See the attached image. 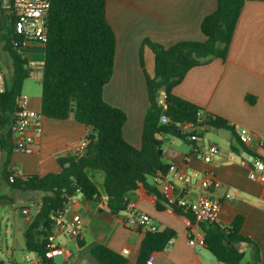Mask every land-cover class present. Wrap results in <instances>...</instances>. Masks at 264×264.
<instances>
[{
    "label": "crops",
    "instance_id": "1",
    "mask_svg": "<svg viewBox=\"0 0 264 264\" xmlns=\"http://www.w3.org/2000/svg\"><path fill=\"white\" fill-rule=\"evenodd\" d=\"M216 7L217 0H106V19L114 32L116 47L112 76L104 85L102 95L107 104L125 112L122 134L132 146L139 148L141 145L143 120L149 105L146 75L154 76V54L149 45L143 44L144 40L166 48L181 41H203L201 21ZM5 9L11 12L10 0H0V20L4 19ZM29 48H32L30 59L33 60L36 49L34 45ZM0 53L5 54V63L0 61V64L10 76L11 61L5 52ZM26 58L30 68L33 67L34 61L29 60L27 54ZM172 93L197 105L206 115L227 120L235 131H249L251 143L244 146L264 159V0L244 1L226 59H214L206 65L191 68ZM28 100L29 107L40 112L41 91L38 96L28 97ZM40 125L41 133L35 137L33 153L13 151L7 164L6 151L0 148V193L6 195L8 187L2 183L4 168L22 176L57 173L59 166L56 159L72 153L74 145L85 140L90 131L72 117L56 120L42 116ZM191 131L192 128L187 127L182 132ZM204 132H214L229 143L228 148L222 150L215 142L208 141V145H215L218 149L217 156L208 163L197 153V149L204 144ZM195 134L198 135L197 141H191L189 134L180 139L164 137L169 138V141L163 142L164 161L187 176L186 181L180 183L170 172L166 180L190 200H196L201 195L218 198L221 204L215 224L221 229L241 216L243 224L240 232L258 246L259 261L256 264H264V183L250 178V165L241 161L245 152L235 144L231 131L203 125ZM11 138L13 142V136ZM258 140L263 142L261 146L257 144ZM231 145H235L239 153L232 151ZM205 170L213 174V181L218 186H211L204 192L199 184ZM147 182L154 184L152 178H148ZM20 192L15 193L18 194L17 200L8 204L32 207L33 203L28 199L33 193L23 191L27 196H21ZM125 199L127 210L112 214L101 203L81 194L76 196L66 216L68 219L79 216L82 221L80 235L71 238L59 233L55 238L56 245L64 249L65 264H100L91 254L96 245H103L122 255L127 264H138L146 230L124 224L123 218L131 211L149 215L158 231L171 230L175 234L172 242H168L162 251L149 256L152 257V264H219L203 245L188 243L192 237L204 236L202 225L197 224L190 214L169 209L141 185L126 193ZM31 213L30 209L27 216L18 215L22 220L18 232L23 241ZM238 247L244 256L248 252L245 263H249L252 259L251 245L245 243ZM245 263L242 260V264Z\"/></svg>",
    "mask_w": 264,
    "mask_h": 264
},
{
    "label": "trees",
    "instance_id": "2",
    "mask_svg": "<svg viewBox=\"0 0 264 264\" xmlns=\"http://www.w3.org/2000/svg\"><path fill=\"white\" fill-rule=\"evenodd\" d=\"M244 1L217 0L215 11L201 21L203 41H181L166 48L144 40L143 44L152 49L155 66L154 76L146 75L149 105L144 115L141 145L136 148L122 134L125 112L107 104L102 95L104 85L112 76L116 47L114 32L106 19V0H50L47 39L41 46L44 59L40 113L56 120L72 117L90 131L82 152H72L56 159L57 173L22 176L14 175L7 168L1 172L12 190L42 194L38 209L30 214L23 234L25 249L36 254L37 264H56L45 253L53 231L52 218L63 211L68 197L81 194L101 203L112 214L127 210L125 194L140 185L162 201L154 178L158 173L165 176L171 164L163 159V141L156 137L157 134L180 139L195 134L197 127L203 125L227 129L241 150L264 164L262 157L244 146L227 120L206 115L197 105L172 93L191 68L206 65L214 59H226ZM6 23L4 27L3 18L0 20V43L11 61L12 72L9 80H5L4 92L0 96V148L6 151L8 164L9 155L15 151L11 138L15 102L31 68L25 54L27 48L14 31L11 12ZM162 94L164 98L160 102ZM164 110L165 114L162 113ZM163 117L167 119L166 123H162ZM184 125L193 130L183 133ZM231 149L239 153L235 145H231ZM87 168L104 175V196L84 173ZM10 176H13L12 181ZM96 178L102 179L101 175ZM148 178L154 180L153 185L148 184ZM6 199V195L0 193V200ZM242 224L241 216L223 229L215 223L201 224L203 246L219 264H242L244 253L238 245L245 243L252 249V259L245 264L259 261L258 246L240 232ZM174 236L171 230L146 231L138 264H143L153 252L162 251ZM91 254L100 264H127L122 255L103 245L94 246Z\"/></svg>",
    "mask_w": 264,
    "mask_h": 264
},
{
    "label": "built area",
    "instance_id": "3",
    "mask_svg": "<svg viewBox=\"0 0 264 264\" xmlns=\"http://www.w3.org/2000/svg\"><path fill=\"white\" fill-rule=\"evenodd\" d=\"M10 8L14 17V31L21 37L22 45L26 48L33 44L42 46L47 39L50 0H10ZM6 77V71L0 64V96L4 92L5 80H7ZM201 117H203V115H201ZM41 118L42 115L40 112H36L29 107V100L26 95L20 94L16 98L14 121L11 127L13 144L16 152L22 154L33 153L35 137L41 133ZM166 122L167 119L163 117L162 123ZM187 127L188 125H184V128ZM199 127H197V129H199ZM236 134L244 145H249L251 143V133L249 131L239 129L236 131ZM190 140L197 141L198 135H191ZM257 144L261 146L263 142L258 140ZM86 145V140L78 142L74 145L73 152H82ZM197 151L206 163L210 162L218 154L216 146L211 144L207 146L202 144ZM241 161L250 165L251 169L249 176L251 179H257L264 183V164L258 158H254L245 153ZM170 172H173L177 181L180 183L186 181L187 176L177 171L174 165L170 166L165 176L158 173L154 180L160 185L162 203L171 210H179L182 213L190 214L197 224L209 225L215 223L218 218L221 201L218 198L206 195H201L196 200L188 199L175 185L166 180ZM12 179L13 176H10V181H12ZM211 186L217 187L218 183L213 181V174L209 170H205L201 176L199 184L200 190L205 192ZM76 196L77 195L68 197L63 211L52 218L53 231L48 238L49 244L45 253L47 258L54 260L55 255H62L64 263L66 256L64 249L57 246L55 243L57 234L62 233L71 238H77L80 235L82 221L79 216H73L71 219H68L66 216L69 206L76 200ZM225 198H229V195H225ZM23 214L27 216V210H23ZM123 222L126 226L141 227L149 232H153L157 229L152 223L150 216L145 213L131 211L123 218ZM171 242L172 238L169 240V243ZM188 243L190 245H194L195 243L203 245V237H192ZM28 264H37V262L28 260ZM145 264H152V257H149L145 261Z\"/></svg>",
    "mask_w": 264,
    "mask_h": 264
},
{
    "label": "rangeland",
    "instance_id": "4",
    "mask_svg": "<svg viewBox=\"0 0 264 264\" xmlns=\"http://www.w3.org/2000/svg\"><path fill=\"white\" fill-rule=\"evenodd\" d=\"M4 11V27L7 26L6 23V17H8L9 9H5ZM6 13V14H5ZM2 16V14H1ZM35 47V51H33V60L30 59V50L32 48H27L26 54L29 57V60L34 61V66L31 67V72L28 78H26L22 85L21 92L23 95H26L27 97H34L38 96L39 92L41 91L40 87V75H41V62L43 59V48L41 46H38L36 44H33ZM3 51L1 49V43H0V52ZM0 61L5 63V54L0 53ZM2 64V63H1ZM9 66V70H10ZM7 80H9L8 74H6ZM203 136L205 137L204 144L207 146L208 141L215 142L222 150L228 148V141L222 137L217 136L214 132H204ZM2 183L6 186L7 183L4 179H2ZM20 190H12L11 188H6V200H0V203L7 204L6 206H0V263L2 264H28L29 261H35L36 254L29 253L25 249L23 238L20 237L18 232V225L19 223H22L18 215H24L23 210H27V214H29L30 209L32 210V213L36 212L40 203V199L42 197V194L32 192L33 194H30L31 199H28V202H32L33 205L31 206H19V203H16L15 206H11L10 201L13 202L14 200H17L18 193ZM23 192V191H22ZM19 194L21 196H27V193ZM17 195V196H16ZM29 197V196H28ZM31 200V201H29ZM37 203V205L35 204ZM16 208L15 211V207ZM17 215H16V214ZM15 223V224H13ZM248 252L245 253L243 263H245L248 260Z\"/></svg>",
    "mask_w": 264,
    "mask_h": 264
},
{
    "label": "water",
    "instance_id": "5",
    "mask_svg": "<svg viewBox=\"0 0 264 264\" xmlns=\"http://www.w3.org/2000/svg\"><path fill=\"white\" fill-rule=\"evenodd\" d=\"M163 98H164L163 94L160 95L161 102L163 101ZM162 113L165 114V110ZM156 137L158 139L162 140L163 142L169 141V138L161 137L158 134L156 135ZM162 148H163V145H162ZM84 173L92 181V183L97 187V189L99 190L101 195L104 196L105 195L104 175L101 174L100 171L92 170L89 168L85 169ZM97 175H101L102 179L101 180L97 179L96 178ZM54 262L56 264H62L63 263V256L62 255H55L54 256ZM0 264H2V262Z\"/></svg>",
    "mask_w": 264,
    "mask_h": 264
}]
</instances>
